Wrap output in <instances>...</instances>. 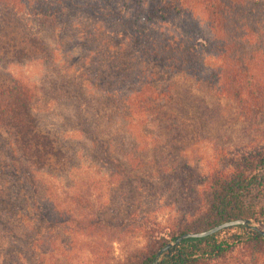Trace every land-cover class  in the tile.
<instances>
[{"label": "trees", "instance_id": "16d2710c", "mask_svg": "<svg viewBox=\"0 0 264 264\" xmlns=\"http://www.w3.org/2000/svg\"><path fill=\"white\" fill-rule=\"evenodd\" d=\"M78 12L127 38L135 59L107 71L97 102L126 117L140 113L147 125L164 129L169 143L191 117L167 108L173 94L156 92L151 66L217 86L244 121L264 117V0H0V264H80L71 253L59 258L52 240L44 241V229L54 228L100 240L109 254L130 230L143 227L135 222L141 205L113 220L99 214L93 188L111 181L135 188L145 205L148 196H169L171 206L160 208L178 214L169 231L146 230L147 244L115 264H153L171 240L236 219L250 223L184 239L159 264H264V138L235 156L221 155L206 172L181 158L144 174L114 154L99 124L105 108H95L90 119L82 105L68 103L62 113L40 107L36 86L13 71L36 63L55 68L51 35ZM23 221L36 225V250L27 245ZM19 232L26 239L17 246ZM97 258L90 264H113L108 255Z\"/></svg>", "mask_w": 264, "mask_h": 264}, {"label": "rangeland", "instance_id": "374dc122", "mask_svg": "<svg viewBox=\"0 0 264 264\" xmlns=\"http://www.w3.org/2000/svg\"><path fill=\"white\" fill-rule=\"evenodd\" d=\"M86 16L83 12L72 13L65 25L51 35L59 57L55 68H44L37 63L13 67L18 76L36 86L40 107H50L62 113L67 112L68 103L76 107L82 105L81 113L87 114L90 119L96 115L95 108H105L107 113L103 112L105 118L99 124L103 135L113 140L114 154L123 160L130 159L131 164L144 174H149L161 163L164 165L169 160L181 158L192 164L199 163L206 172L221 155L235 156L254 140L264 138V117L258 122L244 121L236 104L223 96L217 86H201L190 77L153 66L148 69L155 79L156 92L168 89L173 94L167 108L185 110L191 117L182 135L176 136L178 132L172 131L170 138L173 141L170 143L164 139V129L147 125V118L140 113L126 117L125 111L118 114L114 106L97 102L100 98L99 88L103 89L101 83L105 84L108 79L107 71L114 65L125 66L130 61L135 62V59L127 38L115 33L108 34L106 24L107 28ZM104 89L110 91L111 86L104 85ZM114 113L118 115L113 116ZM134 140L138 143H134ZM112 183L93 188L99 214L106 220H113L141 205L135 222L142 223L143 227L130 230L122 241L110 247L109 254H105L106 245L100 240H83L65 229H44L48 232V239L44 241L48 243L49 239L52 240L51 250L59 258L71 253L73 260L79 258L80 264H90L98 256L108 255L113 264L123 262L147 244L146 230H165L173 225L178 214L170 207L160 208L163 204L171 206V197L159 196L154 199L148 196L152 201L145 205L135 188ZM46 187L50 192H56L53 183H48ZM22 226L31 235L27 245L36 250V225L23 221ZM25 234L19 232L15 235L17 246L25 244Z\"/></svg>", "mask_w": 264, "mask_h": 264}, {"label": "water", "instance_id": "95a60500", "mask_svg": "<svg viewBox=\"0 0 264 264\" xmlns=\"http://www.w3.org/2000/svg\"><path fill=\"white\" fill-rule=\"evenodd\" d=\"M249 223H250V221L248 219H236V220H231V221L225 222L223 224H220L218 226H215L213 228H210L208 230H204L201 232H189V233L183 234V235L177 237L175 240H171L170 242L165 244L162 248H160V250L156 254L155 261L153 264H159L162 255L166 251H168L170 248L178 245L184 239L191 238V237H204V236H208V235H211L213 233H216V232H218L224 228L230 227V226L248 225ZM256 228H258V227H256ZM261 232L264 235V231H261Z\"/></svg>", "mask_w": 264, "mask_h": 264}]
</instances>
